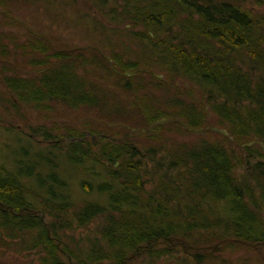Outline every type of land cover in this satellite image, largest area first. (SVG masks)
I'll use <instances>...</instances> for the list:
<instances>
[{"label": "trees", "instance_id": "obj_1", "mask_svg": "<svg viewBox=\"0 0 264 264\" xmlns=\"http://www.w3.org/2000/svg\"><path fill=\"white\" fill-rule=\"evenodd\" d=\"M11 3L0 0L7 17ZM251 4L262 9L264 0ZM88 6L96 14L80 22L107 42L111 36L132 42L125 43V57L101 46L51 53L24 44L19 48L34 73L2 77L8 93L0 95V109L22 119L23 106L49 110L60 102L93 110L97 118L117 117L114 124L135 123L136 116L151 127L172 118L193 130L208 128L212 115L227 137L190 133L180 123L159 125L147 135L153 145L140 149L128 140L135 128L118 141L117 134L110 138L90 125L64 132L37 127L25 139L9 126L10 156L0 163V233L38 255L39 264H206L213 246L263 249L264 12L241 0H88ZM97 15L98 22L92 20ZM110 24L121 31H110ZM156 72L183 81L181 91L172 94ZM99 76L113 78L139 109L132 112L126 102L113 106ZM160 90L170 99L161 103ZM171 126L196 143L168 142L162 131ZM74 180L81 203L71 195Z\"/></svg>", "mask_w": 264, "mask_h": 264}, {"label": "rangeland", "instance_id": "obj_2", "mask_svg": "<svg viewBox=\"0 0 264 264\" xmlns=\"http://www.w3.org/2000/svg\"><path fill=\"white\" fill-rule=\"evenodd\" d=\"M241 1L244 3V7L250 8L257 12H264V7L262 9L254 8L251 4L252 0ZM6 2L12 3L7 4L9 15L8 17L2 14V10L0 9V43H2V45L7 47L8 49L7 51L1 52L0 46V95L4 97L8 92L2 85L1 79L3 76H9L11 75V71L15 70L24 78L29 77L34 73V71L29 68L28 57L20 49L24 44H27L29 42L38 45V48L42 47L44 52H46V50L47 52H49L50 50L51 53H74L77 50H80L78 52H85L87 48H96L98 46H101L107 50L112 51L115 54L125 57L122 51L125 50V43L130 42L128 39L122 38L124 41H126L122 42L117 37L111 36L110 39H108L109 42H107L104 39L105 37H100L101 33L97 28H91V25L87 24V22H80L81 20H83V16H88L91 13L92 15L96 14V12L94 11L89 12L91 8L88 6V0H6ZM92 20L98 22L100 20V15H97L96 18H93ZM101 20L105 25L108 26V23H105L102 18ZM109 26L110 28H113L111 24ZM121 29L113 28L110 29V31H121ZM111 34L112 33H110V35ZM39 40L42 42H40ZM14 41H18V48L21 46L18 50L12 48V42ZM111 45H113L114 47H112ZM132 45V48L134 49L136 46L134 44ZM7 53H9V55L7 56V58H5ZM36 53L33 54V58L36 60L42 59V57L37 56ZM101 55L106 59V61L107 59L109 60L106 53L103 54L101 52ZM108 63L114 72H117V74H121L118 72V70L115 69L113 65H111L110 60ZM19 70H21V72ZM147 73L150 72L147 71ZM128 75L131 76L130 74H126V76ZM154 75H156L157 79L163 80L164 87L167 88V90H171L172 94L173 90L180 92L184 86L183 81L180 80L174 82L165 80L162 74L159 72L154 73ZM97 81L99 82V84H101V86L102 84H105L106 87L103 90L107 92L106 94L109 96V100H112L114 103H116L113 106L124 107L123 103L126 102L128 103L127 108H132V112L139 109L136 104L135 106L134 104H132L133 98L131 96L126 94L125 91H122L121 89L113 86V78L104 80L101 76H99ZM93 83L96 84V81L94 79ZM158 94L161 95L162 98H164L161 103L166 102L170 99V96H166L168 94L162 90H160ZM195 98L197 100L196 102H198L205 108L204 111L209 113L204 99L200 101L199 94H197ZM117 99L122 102L118 101L120 103L118 104ZM53 105L54 106H52L49 110H37L35 107L28 108L27 106H23L22 108H20V111L23 115L22 119L8 114L4 109H0V163L7 164V157L10 156V153L5 147L6 143L12 144V142L8 141V139H13L9 138L10 136H7L8 132L5 130L9 126H13L20 133L22 132V139H25L28 138V136L31 134L30 129L37 127L42 128V131H56L55 129L60 128V131L64 132L66 131L65 128H73L75 130L82 131L84 125H90L98 127L102 133L111 135L110 138H112L114 134H117L118 136H114L113 140L118 141L126 138V136H122L126 134L128 129L131 130L132 128H135V134H133L132 137L130 135V139L128 140L130 141V143L137 145L140 149H144L149 147V145H153L150 142L151 139L147 135L152 134L159 125L169 126V124L180 123L185 128L187 126L183 121H181V119L162 118L158 122L154 123L151 127H149L147 122H136V116L134 118L135 123H131L129 121L126 122V119H121L117 121L116 124H114L117 117L104 116L102 118L99 117V119L96 116L97 114H94L95 111L93 110L88 111L86 108L82 107L71 108L65 105V103L60 102L54 103ZM218 123L219 122L215 118V116L213 117L212 115H210L208 119V128L194 130L189 128L186 129H188L190 133L193 132L195 134H204L207 132V130H210L227 137V133L219 127ZM170 129H173V131H171V134H168L166 131ZM174 130H176V128L172 126L169 128H165L162 131L164 132L162 137H167L166 140L168 142H182L186 143L187 145H193L194 143H196L192 135H189L188 133L178 135ZM196 130L200 132H194ZM203 131L205 132L202 133ZM106 137L109 138L108 135ZM37 139L42 140L40 136H38ZM162 142L163 139L160 138L159 143ZM71 195H73L75 200L81 203L83 195L76 180L72 181ZM44 222L46 226H49L52 223V218L44 216ZM89 229H94V226L90 227ZM66 236L70 237L68 233H66ZM72 236L76 240L80 237L77 233L74 235L72 234ZM83 236H86L85 233H83ZM68 241L69 239L66 238L65 242L68 243ZM6 243H9L10 245ZM81 244L84 247V242ZM70 247L72 248L71 245ZM215 248H221V250L217 253H213V249ZM205 256L209 259L206 260V264H210L212 262L214 264H217V262H219L220 264H260L261 261L262 264H264V248L254 251L248 249H236L232 252L230 250L223 251L222 247L220 246H213L209 249L208 254ZM259 257L261 259L258 263ZM221 258L224 261H222ZM38 259L39 256L35 255L34 252L24 251L23 246L20 244L19 240L8 241L6 238H4L3 234L0 233V264H39ZM228 260L230 262H228ZM129 264L141 263L133 261Z\"/></svg>", "mask_w": 264, "mask_h": 264}, {"label": "water", "instance_id": "obj_3", "mask_svg": "<svg viewBox=\"0 0 264 264\" xmlns=\"http://www.w3.org/2000/svg\"><path fill=\"white\" fill-rule=\"evenodd\" d=\"M107 61L109 62L108 59H107ZM214 131H216V130H214ZM194 132L198 133V132H200V131L196 130V131H194ZM204 132H205V131H203L202 133H204ZM219 132H221V131H219Z\"/></svg>", "mask_w": 264, "mask_h": 264}]
</instances>
